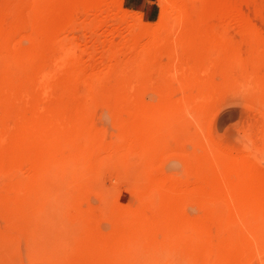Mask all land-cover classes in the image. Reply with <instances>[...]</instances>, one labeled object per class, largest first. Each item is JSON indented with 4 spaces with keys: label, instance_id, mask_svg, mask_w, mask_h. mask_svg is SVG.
<instances>
[{
    "label": "rangeland",
    "instance_id": "374dc122",
    "mask_svg": "<svg viewBox=\"0 0 264 264\" xmlns=\"http://www.w3.org/2000/svg\"><path fill=\"white\" fill-rule=\"evenodd\" d=\"M0 264H264V0H0Z\"/></svg>",
    "mask_w": 264,
    "mask_h": 264
},
{
    "label": "bare ground",
    "instance_id": "6f19581e",
    "mask_svg": "<svg viewBox=\"0 0 264 264\" xmlns=\"http://www.w3.org/2000/svg\"><path fill=\"white\" fill-rule=\"evenodd\" d=\"M99 13H100V12H99ZM94 19L96 20V18H94ZM103 19H105V18H103ZM227 19H228V18H227ZM100 20H101V19H100ZM97 21H99V19H98ZM103 21H104V20H103ZM103 21H102V22H103ZM216 21H217V20H216ZM80 22H81V21H80ZM105 22H106V21H105ZM222 22H223V21H222ZM223 23H224V24L222 25V23H220V21L218 22V24H217V26H216L217 29L215 30L216 32H218L219 30H221V28H222V30H226V28H227L228 30H226V32H229V34H230V33H231V34H234V35L237 34V35H239V36H243V35H244V33L240 30V28H238L237 25L235 26V24H234L233 22H231L230 19H229V21H225V22H223ZM83 24H84V25H83ZM83 24L81 23V25H83V29H84V26H85V27L88 28V29H89V28H92L93 31L96 30V26H95V24H94V20H93V18H88V20L84 21ZM97 24H100V23H97ZM68 25H69V24H68ZM76 26H77V25H76ZM76 26H75V27H76ZM225 26H226V28H224ZM71 27H72V25H71ZM75 27H74V28H75ZM78 27H79V28H78ZM78 27H76V28L82 30V27L80 28V25H79ZM72 28H73V27H72ZM68 29H70V28H68ZM71 30H72V29H71ZM90 30H91V29H90ZM72 31H73V30H72ZM72 31H71V32H72ZM69 32H70V31H69ZM73 32H75V31H73ZM214 33H215V32H214ZM71 34H72V33H71ZM68 35H69V33H68ZM74 35H75V34H74ZM237 35H236V36H237ZM71 36H72V35H71ZM125 36H126V35H125ZM226 36L229 38L230 35L227 34ZM226 36H225V37H226ZM244 36H245V35H244ZM123 37H124V36H123ZM126 37H127V36H126ZM64 38H65V37H64ZM128 38H129V37H128ZM77 39H78V38H77ZM95 39H96V40L98 39L97 41H99V39L102 41V42L99 41V44H96V45L99 46V47H97V48H99V50H101V51L99 52V53H100V54H99V57H100V58L106 59V58L109 57V56H112L113 58H115L116 56H118L117 53L120 52V51H118L117 53L114 52V51L112 52V51H110L111 49H108V47L103 46V43H104V45L106 44L107 39L102 38V35H101V38H97V37L95 36ZM95 39H94V40H95ZM124 39H125V38H124ZM65 40H66V39H65ZM67 40H68V38H67ZM122 40H123V39H122ZM221 40H222V39H221ZM68 41H69V40H68ZM97 41H96V42H97ZM111 41H113V40H111ZM93 42H94V41H93ZM216 42H217V41H216ZM119 43H120V41H119ZM121 43H122V41H121ZM123 43H124V42H123ZM112 44H113V42H112ZM126 44H129V43L126 42ZM101 45H102V46H101ZM110 45H111V44H110ZM116 45H117V44H116ZM116 45H115V46H116ZM121 45H123V44H121ZM117 46H118V45H117ZM102 47H103V48H102ZM109 47H110V46H109ZM118 48H119V47H118ZM107 49H108V50H107ZM139 49H140V48H139ZM220 49H221V48H220ZM117 50H119V49H117ZM224 50H225V49H224ZM141 51H142V50H141ZM134 52H136V51H134ZM143 52H144V51H143ZM216 52H218V51H216ZM220 52H223V51L220 50ZM95 53H96V52H95ZM130 53L132 54V51H131V52H129V51L127 52L128 55H129ZM137 53H138V50H137ZM211 53H212V51H211ZM82 54H83V53H82ZM118 54H119V53H118ZM125 54H126V53H125ZM133 54H134V53H133ZM133 54H132V58H131L132 60L134 59L135 56L138 57V58L141 57V56H140L141 54H138V55H135V54H134V56H133ZM142 54H143V53H142ZM214 54H215V53H214ZM219 54H220V53H219ZM221 54H222V53H221ZM90 55H91V54H90ZM84 56H85V55H84ZM86 56H87V55H86ZM88 56H89V55H88ZM88 56H87V57H88ZM130 56H131V55H130ZM118 57H119V56H118ZM78 58H79V57H78ZM113 58H111V59H113ZM138 58H137V59H138ZM85 59H86V58H85ZM88 59H89V58H88ZM93 59H94V58H93ZM109 59H110V57L108 58V60H109ZM111 59H110V60H111ZM76 60H77V59H76ZM108 60H106V61H108ZM99 62H100V61H99ZM107 63H108V62H107ZM111 63H112V62H111ZM86 64L89 65L88 63H86ZM108 64H109V63H108ZM95 65H96V64H95ZM75 66H76V65H75ZM97 66H98V65H97ZM103 66H104V65H103ZM105 66H106V65H105ZM23 67H25V65H24ZM72 67H73V66H72ZM86 67H87V66H85V68H86ZM109 67H110V66H109ZM65 68H66V67H65ZM78 68H79V67H78ZM83 68H84V67H83ZM85 68H84V69H85ZM94 68L97 69L98 67H94ZM104 68H105V67H104ZM104 68H103V70H104ZM96 69H95V70H96ZM69 70H70V69H69ZM87 70H88V69H87ZM106 70H107V69H106ZM107 71H108V70H107ZM107 71H106V72H107ZM103 72H104V71H103ZM103 72H102V73H103ZM70 74H71V77H74L76 81H79V78H80V72H79V71H75V70L73 69L71 72H69V75H70ZM84 74H85V73H84ZM94 74H95V73H94ZM98 74H99V73H98ZM103 75H104V74H103ZM88 76H89V75H88ZM90 76H91V74H90ZM97 77H98V76H97ZM81 78H82V77H81ZM89 78H90V77H89ZM87 79H88V78H87ZM87 79H86V80H87ZM92 80H93V79H92ZM79 82H80V81H79ZM82 82H83V81H82ZM82 82H81V83H78L77 85H78L79 87L82 86V85H83V86H84V85L86 86V83H87V82H86V81H84L83 83H82ZM89 82H90V81H89ZM94 82H95V80H94ZM92 83H93V82H92ZM78 86H77V87H78ZM78 89H79V88H78ZM84 90H86L85 87H84ZM84 90H83V91H84ZM87 90H88V89H87ZM11 176H13V179H14L15 175H11ZM16 176H17V175H16ZM19 176H20V175H19ZM17 177H18V176H17ZM17 177H15V178H17ZM21 177L24 179L25 176L23 175V176H21ZM8 179H10V178H8ZM17 179L19 180V179H21V178H17ZM23 179H21V180H23ZM17 182H18V181H17ZM19 183H20V182H19ZM21 185H22V184H21ZM217 206H218V208L222 207V208L219 209V210H220L221 212H223V213H226V209H227V208H226V203H224V202L217 203ZM217 206H216V207H217ZM214 209H215V208H214ZM214 209H212V210H214ZM215 210H216V209H215ZM221 212H220V213H221ZM227 212H228V211H227ZM220 213H219V214H220ZM227 215H228V213H227ZM227 215H226V216H227ZM223 219H224V218H223Z\"/></svg>",
    "mask_w": 264,
    "mask_h": 264
}]
</instances>
